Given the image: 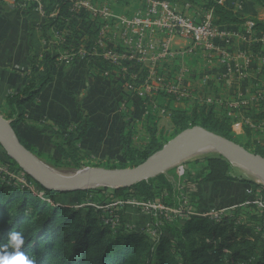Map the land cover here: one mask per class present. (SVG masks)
I'll use <instances>...</instances> for the list:
<instances>
[{
  "label": "trees",
  "instance_id": "1",
  "mask_svg": "<svg viewBox=\"0 0 264 264\" xmlns=\"http://www.w3.org/2000/svg\"><path fill=\"white\" fill-rule=\"evenodd\" d=\"M171 1L188 2L204 9H212L217 25H243L253 21L255 30L264 32V22L247 18L212 0ZM254 1L264 7V0ZM43 3L47 15L41 27V37L46 42L49 52L41 59L35 54L31 56L27 84L20 93L10 95L4 106L0 105V115L11 122L20 142L34 156L41 160L49 157L48 161L54 168H59L63 163L69 165L71 162L80 170L84 166L83 162L90 159V155L83 153L78 147L89 126L84 117L74 124L66 125L63 129L55 130L48 127L54 137L53 144L59 153L57 158L46 156L45 153L25 142L16 129L18 124L28 121L26 105L54 81L53 66L61 52H78L81 46L89 50L97 35L96 31H91L87 27V13L74 12L73 15L81 20L86 36H79V32L74 30L73 48L56 44L54 33L58 31L61 34L64 28H68L65 10L70 0H43ZM55 13V16H51ZM84 61L90 68L97 66L101 74L112 71V67L100 57L85 56ZM130 72L137 73L139 69ZM146 75L147 72L144 70L141 76L146 77ZM255 118L262 119L264 115ZM124 119L125 127L121 135L124 161L108 160L90 164L92 168L138 167L163 150L165 144L180 133L194 127L204 128L264 158V145L253 143L252 130L245 127L244 135L235 134L232 122L219 115L215 107L197 104L190 111L170 110V120L173 124L172 137H164L156 123H153L148 128L150 141L143 149L135 147L133 142L132 123L135 119L131 117L130 120L127 112ZM0 165L13 167V171H22L19 164L9 157L7 152L0 155ZM194 165L201 170L195 183L198 182L197 180H200L198 184L242 182L251 188H258L254 182L240 181L233 177L231 163L219 154L206 157L201 163L196 161ZM26 177L35 183L28 175ZM35 186L36 192L42 194V197L27 188H22L6 176L2 179L0 175V250H10L3 249V246L7 244L11 232L19 231L24 237L22 251L34 261V264H264V229L257 232V228L264 224L263 214L255 206L250 205L246 210L251 209L252 213L242 215L240 209L244 210V208L239 205L244 203L246 198L236 203L232 197H221L225 201L224 207L237 206V208L232 214H225L219 219L203 216L211 210L217 193L215 190L209 193L201 192V202L196 203L198 212L195 215L191 214L186 218L174 217L169 221L162 213L153 211L150 221L156 229L157 236L152 237L144 230L130 227L124 212L121 215L117 213L121 220L120 227L116 231L111 230L104 224L103 211L93 207H79L84 192L59 193L45 190L37 183ZM108 190L106 187L103 188V191ZM200 191H197L198 196ZM255 192V189H252L253 195ZM113 193L126 202L128 199H134L140 203L160 202L170 209L182 207L178 199L179 193L163 175L131 187L114 189ZM57 195L59 197L77 195L79 199L71 204L64 203L61 199H56ZM160 221L162 224H159Z\"/></svg>",
  "mask_w": 264,
  "mask_h": 264
},
{
  "label": "crops",
  "instance_id": "2",
  "mask_svg": "<svg viewBox=\"0 0 264 264\" xmlns=\"http://www.w3.org/2000/svg\"><path fill=\"white\" fill-rule=\"evenodd\" d=\"M108 0H97L96 4L102 6ZM200 2H205L199 0ZM210 1V0H207ZM226 6L230 10L245 15L247 18L261 21L264 14V7L258 5L254 0H212ZM41 6H45L43 0H39ZM37 4H28L26 8L10 7L0 2V105L4 106L10 95L20 93L28 82L30 74L31 56L35 54L40 59L49 52L46 42L41 37V27L45 22L42 12L36 11ZM142 3L138 0H119L112 6V13L116 17H133L139 14ZM84 10H74L72 2L66 8V27L62 30L65 43L62 46L74 47V30L79 32V36H86L81 20L73 13H81ZM87 13L86 11H84ZM87 27L91 31H96L98 21H94L87 13ZM234 29H242L243 25H229ZM254 38H264V32L255 30ZM95 40V37H94ZM246 48L255 55L251 68V79L246 84L240 82L225 85L219 77V68H213L198 60L185 59L175 60L161 67L162 72L166 71L171 76L176 74L178 66H186L191 71L193 77L189 76L190 84L194 95L186 102L171 101L165 96L164 105L170 110L190 111L197 105L198 95L217 96L225 101H229L242 93L245 97L254 94L264 85V70H262L261 60L264 58V42L253 41L250 45H244L241 41L235 40L233 50L239 52ZM79 49H85L81 46ZM62 50H60L61 52ZM65 51H62L63 54ZM166 66V68H164ZM54 81L40 93L33 101L25 107L28 121L17 125L16 129L20 136L28 144L35 147L41 153L52 154L57 158L59 153L53 144V135L48 128L55 130L63 129L70 123H76L84 117L89 126L85 135L78 143V147L83 153L90 155V159L106 162L124 161L123 144L121 140L125 127V114L121 110L122 101L126 97L133 101L128 104L132 109V118L138 121L143 114V109L139 102L123 92L117 80V74L112 70V77L105 78L100 73L99 68L94 65L90 68L81 57L76 58L72 63H62L59 60L53 66ZM164 68V69H163ZM196 72V73H194ZM165 73V72H164ZM167 73H165L167 75ZM210 74L211 79L207 85H201L202 75ZM169 75V74H168ZM180 106V107H179ZM219 115L227 117L228 109L225 106L215 107ZM130 111V110H129ZM127 112V111H126ZM130 113V112H129ZM128 114V113H127ZM264 115V101L251 104L248 107L237 110V117L232 122L235 134L241 136L245 133V127H249L257 142L264 145V118L257 119L255 116ZM131 114H129L130 116ZM131 117V116H130ZM129 118V117H126ZM167 119L170 120L168 116ZM259 137V138H258ZM6 150L0 144V155ZM195 168H198L195 166ZM199 169V173H200ZM192 180V179H191ZM186 180V188L193 191L215 190L216 197H232L236 203H240L243 198H248V191L252 188L244 183L222 182L216 184H192L194 181ZM201 201V199H199ZM198 201V202H199ZM233 206L222 209H231ZM222 210H217L222 211ZM134 211V210H133ZM213 212V210L208 213ZM216 212V211H215ZM135 214V211H134ZM139 215V214H137ZM136 215V217H137ZM132 218V217H131ZM135 218V215H134ZM139 218V217H138ZM133 219V218H132Z\"/></svg>",
  "mask_w": 264,
  "mask_h": 264
},
{
  "label": "built area",
  "instance_id": "3",
  "mask_svg": "<svg viewBox=\"0 0 264 264\" xmlns=\"http://www.w3.org/2000/svg\"><path fill=\"white\" fill-rule=\"evenodd\" d=\"M118 1L108 0L102 6H98L97 0H70L74 10H84L94 21L99 22L97 35L89 50L65 51L58 60L67 64L72 63L78 57L82 59L85 56L102 58L117 74L120 89L140 103L145 118L156 113L170 117L168 108H160L157 104V97L162 94L176 102L186 101L194 95L188 83L189 76L193 77L190 70L182 67L174 76L168 75L171 79L162 73L161 67L175 60L198 59L206 63L209 69L217 65L221 81L228 86L236 82L246 84L251 79V68L255 55L246 48L235 52L233 45L235 40L241 41L245 46L252 44L253 41L264 42V38L253 37L255 31L253 21L243 24L241 30L227 25H217L212 9L171 0H138L142 3L139 14L133 17H116L112 13V6ZM0 2L13 8H26L28 4L36 3V11L46 15L39 0H0ZM55 15L56 13L51 16ZM261 21L264 22V14ZM54 42L59 45L65 43L62 33L58 31L54 33ZM261 64L264 70V58ZM137 68L139 72H130ZM144 70L147 72L146 77L141 76ZM103 76L111 78L112 72L105 71ZM210 79V74L202 75L201 85H207ZM262 101H264V86L249 97L239 93L236 98L229 101L217 96H197L199 105L225 106L228 109L227 117L231 120L237 117L238 109ZM127 102L125 99L122 101V111L126 110ZM2 173L10 180H17L22 188H27L42 197V194L36 192L34 183L27 179L23 171L10 173L7 166L0 165V175ZM183 173L184 169L181 168L180 174ZM47 201L52 203L50 200ZM119 204L133 205L137 209L142 207V211H146L144 215L148 213L151 215L153 211L160 212L169 221L174 217H182L180 208H166L160 202L134 201L119 202ZM250 205L255 206L263 214L264 219V198L255 197L252 190L248 191V198L239 206L246 209ZM235 208L237 206L232 207L233 210ZM100 210L105 212L104 224L116 231L121 225L119 215L109 206L102 207ZM222 212L223 210L210 212L203 216L219 219L221 217L219 213L222 214ZM149 224L148 228L155 229L152 223ZM159 224L162 222L160 221ZM262 229H264V224L257 228V232ZM150 236L156 237V231Z\"/></svg>",
  "mask_w": 264,
  "mask_h": 264
},
{
  "label": "water",
  "instance_id": "4",
  "mask_svg": "<svg viewBox=\"0 0 264 264\" xmlns=\"http://www.w3.org/2000/svg\"><path fill=\"white\" fill-rule=\"evenodd\" d=\"M200 138L209 144L216 153L231 162L235 159L239 165L253 171L264 179V158L250 152L239 144L222 136L214 134L204 128L194 127L180 133L171 140L160 152L151 157L144 164L131 169L86 168L75 172L71 176L51 177L40 171L42 165L32 153L20 142L11 122L0 115V144L9 157L16 161L22 171L39 186L48 191L59 193H77L89 187H131L143 181L156 178L164 174L162 169L167 167L175 158L178 150L190 139Z\"/></svg>",
  "mask_w": 264,
  "mask_h": 264
},
{
  "label": "rangeland",
  "instance_id": "5",
  "mask_svg": "<svg viewBox=\"0 0 264 264\" xmlns=\"http://www.w3.org/2000/svg\"><path fill=\"white\" fill-rule=\"evenodd\" d=\"M182 67L187 68V65L186 66H178L176 69V73L178 72V70L182 69ZM164 68H166V66H164ZM164 72L167 73L166 71H163L162 73L167 78L170 77L169 79H171V76H168V74L170 75V73H167V75H166ZM194 73H196V72H194ZM164 99H165L164 94L158 96L157 97V104L160 108L166 109L167 106L164 105V101H163ZM126 100L128 101L127 102V108L125 111H122V112L125 114L127 111V113H128L127 115L131 114L130 116L132 117L133 116L132 113L134 112V110L132 112V109L130 107H128V104L130 106V103L133 100L129 99L127 97H126ZM181 102L185 103L186 101H181ZM222 116H224V114H222ZM131 117H130V120H131ZM153 123H156L158 130L160 131V133L164 137H166V138L172 137L173 124H172L171 120L167 119V116H162V115L156 113L154 115L149 116V118H145L142 114L138 118V121L135 120L132 123L133 124V135H134L133 136V142H134L135 147H137L138 149L145 148V146L149 143L150 134H149L148 128ZM166 145L167 144H165V146ZM50 155L52 156V154H46V156H50ZM216 155H218V153H211V154H206V155L203 154V155L192 157V158L187 159L186 161L182 162L180 165H177L176 167H174V168L166 171L164 174H162L163 176L167 177L170 180V182L173 184L174 189L179 193L178 199H179V202L182 204V207H180L182 217H180V218H186L187 216L191 215L189 213H193L195 215L196 212H198L196 203H198L197 201H199V199L202 198V196H200L202 194L201 191L199 192V196H198L197 190L190 192L186 188V183H185L186 180L190 181V179H192L191 181H195L198 174H200L199 169L195 168L194 163L196 161H199L201 163L204 161V159L206 157H213ZM48 158L49 157H45L43 160H41L39 158H37V159L40 162H42L44 165H46L47 167L52 169L53 171L55 170V172H57L58 174L63 175V176H71L77 171L84 170L86 168H92L90 164L100 163V161L89 159L88 161L85 160L83 162L84 166L80 170L76 169V166H74V164H71V162H69V165H65L63 163L62 165L59 166V168H54L49 163ZM230 163H231V175L233 177H236L240 181H251V182L256 183L258 188L256 189V188L252 187V189H255V191H256L254 196L264 198V182L262 180H260L258 177L251 174L245 167H243L239 164H236V163H232V162H230ZM7 167L9 168L10 173L21 172V171H13V169H14L13 167L12 168L9 166H7ZM181 168L184 169L183 174H180ZM5 176L6 175L4 173L1 174L2 179H4ZM159 176H161V175H159ZM10 181H15V180H10ZM15 183H18V181L16 180ZM235 183L239 184L240 182H235ZM192 184L195 185V182H193ZM35 185H36V183H34V187H36ZM103 188L104 187H102V186H96V187H89L83 191H80V192H84L85 194L83 195V198L81 199V206H79V207H93L96 210H100V208H102V207L109 206L110 209H112V211H115V213H119L121 215L122 212H124L125 218L127 219L126 220L127 224H129L131 226H135L136 228H138L140 230L145 229L144 231L150 235L152 234V232L156 231V229H153L151 227L148 228V225H150L149 223H151L150 216H149L150 213H148V215H144V214H146V211H142V207L137 209V208H134L133 205H125V204H119L118 205L119 202H126V201H122L113 193L114 188L108 187L109 190L107 192L103 191ZM204 197H206V195H204ZM56 199H61L62 202L71 204L74 201L76 202L77 199H79V198L77 195H72V196H67V197H59L57 195ZM214 199L215 200H213V203L211 205V211L213 210V212H215L217 210H222V209L228 208V207H224L225 201H223L222 198L216 197ZM134 201H136V200L128 199L127 202H134ZM199 202H201V201H199ZM133 210L135 211V214H134ZM240 210H241L242 215H246V213L247 214L252 213L251 211H253L251 209L250 210L240 209ZM101 211H103V214L105 213L104 210H101ZM230 212H231V210L228 209V210L223 211L222 214L219 213V215L223 216L225 214H229ZM137 214H139V215H137ZM134 215H135V218H134ZM136 215H137V217H136ZM243 220H245V219H243Z\"/></svg>",
  "mask_w": 264,
  "mask_h": 264
},
{
  "label": "bare ground",
  "instance_id": "6",
  "mask_svg": "<svg viewBox=\"0 0 264 264\" xmlns=\"http://www.w3.org/2000/svg\"><path fill=\"white\" fill-rule=\"evenodd\" d=\"M211 153H216L214 148H212L209 144H207L204 140L196 137L192 138L189 141H187L176 153L175 158H173L172 162L165 168L162 169V172H166L177 165H180L182 162L186 161L187 159H190L195 156L203 155V154H211ZM232 163L240 164L238 163L235 159L230 158ZM40 171L45 174L46 176H51V177H59L60 174L53 171L46 165L42 163V165H39ZM247 169V168H246ZM251 174L254 176L258 177L260 180L264 182V179H262L260 176L255 174L253 171L247 169ZM63 174V173H62ZM68 175V174H67ZM100 186V185H96Z\"/></svg>",
  "mask_w": 264,
  "mask_h": 264
},
{
  "label": "clouds",
  "instance_id": "7",
  "mask_svg": "<svg viewBox=\"0 0 264 264\" xmlns=\"http://www.w3.org/2000/svg\"><path fill=\"white\" fill-rule=\"evenodd\" d=\"M24 237L19 231H13L9 234V239L3 249L0 250V264H34V261L23 251Z\"/></svg>",
  "mask_w": 264,
  "mask_h": 264
}]
</instances>
